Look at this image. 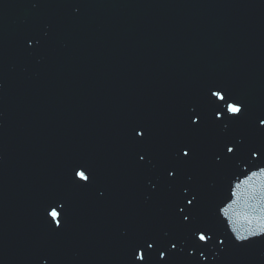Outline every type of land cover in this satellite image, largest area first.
<instances>
[{
	"label": "water",
	"instance_id": "1",
	"mask_svg": "<svg viewBox=\"0 0 264 264\" xmlns=\"http://www.w3.org/2000/svg\"><path fill=\"white\" fill-rule=\"evenodd\" d=\"M258 118L264 0H0V264H264V234L233 231L264 227ZM180 185L200 194L190 225Z\"/></svg>",
	"mask_w": 264,
	"mask_h": 264
},
{
	"label": "snow or ice",
	"instance_id": "2",
	"mask_svg": "<svg viewBox=\"0 0 264 264\" xmlns=\"http://www.w3.org/2000/svg\"><path fill=\"white\" fill-rule=\"evenodd\" d=\"M31 43V41H29ZM211 95L216 98L218 101H224L226 108L225 111L229 114V118L232 120H238L244 115L243 111V106L240 102H233L229 103L228 98L226 96V93L223 90H212ZM216 118H221L223 116V113L220 111H217L215 113ZM259 119V124L264 126V118H258ZM200 120L199 116H192L191 121L192 124H196ZM136 135L139 136L141 139H143L145 133L141 129L136 130ZM223 148L225 149L224 154L217 155L215 157V163L218 166H222L226 161H235L238 158L240 148L237 144L233 143L231 140L225 141ZM190 151H191V145H183L178 148V153L180 154L181 158H188L191 159L190 157ZM230 154V155H229ZM251 156L253 158H258L260 156V151L259 150H253L251 151ZM146 159V156H140V160L144 161ZM261 172H264V169H261ZM177 173L178 169L171 168L167 170V176L171 178L172 182L177 181ZM253 176L256 175L255 172L252 173ZM74 176L79 180L83 181L85 183H91L92 181V175L91 173L84 168L82 165H77L74 171ZM251 179V177H249ZM248 181L245 180L244 183H247ZM240 187L239 184L236 185V188L238 189ZM179 191L182 193L181 199L178 203H176L175 208L178 209V214H183L180 216V222L184 224L190 225L192 223V220L195 218V213L199 208L200 204V194L199 192L194 188V187H187L184 185L179 186ZM233 195H236L234 192ZM63 207V205H61ZM231 205L228 207H225L223 209V214L225 216L229 215V209ZM48 215L52 218V221L55 222L56 226L59 227L61 225V220L58 219V217L61 216V212L56 208L52 207L48 211ZM207 229L200 230L196 229L193 234L199 239V241H204L207 242L210 239V235L206 234ZM233 231L236 234V240L243 242L248 240L249 236H255V235H261L264 234V227L262 226H257L255 229H250L248 231V235H244L241 231H239L236 228V225L233 224ZM155 241H153L154 243ZM153 243H148L147 246L149 248L153 247ZM176 244L173 243L171 244V247L173 249L176 248ZM165 253L162 251L160 253L161 257H164ZM144 254L142 250H138L137 252V259L143 260Z\"/></svg>",
	"mask_w": 264,
	"mask_h": 264
}]
</instances>
